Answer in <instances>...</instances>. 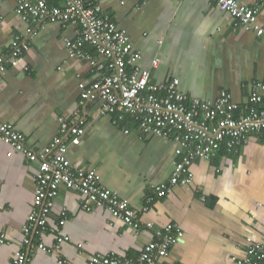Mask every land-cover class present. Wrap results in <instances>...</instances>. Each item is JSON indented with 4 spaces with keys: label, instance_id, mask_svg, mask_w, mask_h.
<instances>
[{
    "label": "crops",
    "instance_id": "obj_1",
    "mask_svg": "<svg viewBox=\"0 0 264 264\" xmlns=\"http://www.w3.org/2000/svg\"><path fill=\"white\" fill-rule=\"evenodd\" d=\"M237 1L250 7L258 3L256 20L264 30V0ZM15 8L14 0H0V56L7 54L14 36H21L27 49L0 80V120L21 133L35 152L60 135V118L67 124L85 120V134L68 147L71 165L95 170L102 186L152 228L137 232L104 208H85L78 192L60 186L47 230L33 227L28 248L23 229L32 210L38 164L0 140V235L5 237L0 264H13L18 251L29 264H59V259L86 264L96 255L134 258L167 225L183 233L170 250L169 264H237L249 240L264 242V142L252 136L233 152L222 148L209 161L194 162L192 184L158 198L151 187L172 175L176 146L141 135L133 122L115 125L116 116H97L94 102L81 105L82 91L102 74L86 60L70 57L65 41L77 39V28L44 24L28 38V26ZM101 8L140 54L137 65L149 72L151 83L177 80L182 94L209 102L225 92L240 108L254 91L264 94L256 89L264 84V32L236 25L211 0H103ZM84 51L97 56L88 46ZM62 212V234L69 241L54 251L50 230ZM40 243L49 251L36 249Z\"/></svg>",
    "mask_w": 264,
    "mask_h": 264
},
{
    "label": "built area",
    "instance_id": "obj_2",
    "mask_svg": "<svg viewBox=\"0 0 264 264\" xmlns=\"http://www.w3.org/2000/svg\"><path fill=\"white\" fill-rule=\"evenodd\" d=\"M14 1L15 13L28 26V38L33 37L37 27L44 24L77 28V39L65 41L70 57L86 60L93 70L102 74L99 81L82 91L81 105L94 102L97 104V116H116L115 125L133 122L141 135L159 137L176 146L172 175L167 181L151 187V192L158 198H164L176 186H190L193 181L190 168L194 162L209 161L222 148L227 153L233 152L248 143L252 136L264 142V94L254 91L246 105L240 108L225 92L214 102H209L182 94L177 80L151 83L149 72L138 67L141 56L132 49L127 35L102 12L103 0H58L59 5H50L47 0ZM211 1L236 25L254 30L258 35L263 34L264 30L256 20L258 3L250 7L237 0ZM85 46L93 50L96 58L84 51ZM26 49L27 43L22 42L21 36H14L7 54L0 56V80L8 66L16 62ZM156 66L157 62H154L153 67ZM256 89L264 92V84H256ZM59 120L60 135L42 152L28 148L23 135L0 120V140L28 161L38 164L32 210L23 229V243L28 248L32 247L27 235L33 227L41 232L47 230V221L60 186L78 192L84 198L85 208H104L112 218L137 232L151 229L152 224L140 222L135 211L119 199L116 192L102 186L95 170L73 168L67 157L68 147L79 143L85 134L86 122L78 119L67 124L63 118ZM123 130L124 134H129L126 127ZM65 215L62 212L61 220L50 230L55 236L54 251L69 241V237L62 234ZM182 237L183 233L175 226L167 225L156 230L154 239L134 258L96 255L86 264H169L166 260L170 250ZM4 243L5 237L0 235V245ZM36 249L49 251L41 243ZM63 262L59 259V264ZM13 264H29L27 255L18 251ZM237 264H264V242L249 240L244 258Z\"/></svg>",
    "mask_w": 264,
    "mask_h": 264
},
{
    "label": "trees",
    "instance_id": "obj_3",
    "mask_svg": "<svg viewBox=\"0 0 264 264\" xmlns=\"http://www.w3.org/2000/svg\"><path fill=\"white\" fill-rule=\"evenodd\" d=\"M88 51H89V52H90V51L93 52V50H92L91 48H89V47H88Z\"/></svg>",
    "mask_w": 264,
    "mask_h": 264
}]
</instances>
